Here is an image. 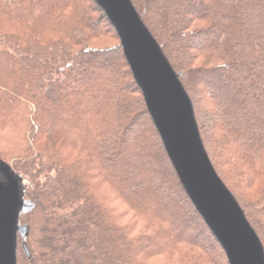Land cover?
I'll return each mask as SVG.
<instances>
[{"label":"trees","instance_id":"trees-1","mask_svg":"<svg viewBox=\"0 0 264 264\" xmlns=\"http://www.w3.org/2000/svg\"><path fill=\"white\" fill-rule=\"evenodd\" d=\"M131 1L206 121L211 155L264 245V0ZM117 38L95 0H0V133L26 144L17 172L43 176L25 191L35 209L24 218L32 225L40 212L42 225L18 244L17 264H222L213 244L228 262L121 44L103 45Z\"/></svg>","mask_w":264,"mask_h":264},{"label":"water","instance_id":"water-1","mask_svg":"<svg viewBox=\"0 0 264 264\" xmlns=\"http://www.w3.org/2000/svg\"><path fill=\"white\" fill-rule=\"evenodd\" d=\"M115 29L180 183L223 248L229 264H264V249L243 210L215 171L204 147L189 95L131 0H95ZM35 204L24 180L0 160V264H17L20 218Z\"/></svg>","mask_w":264,"mask_h":264},{"label":"rangeland","instance_id":"rangeland-1","mask_svg":"<svg viewBox=\"0 0 264 264\" xmlns=\"http://www.w3.org/2000/svg\"><path fill=\"white\" fill-rule=\"evenodd\" d=\"M132 2V1H131ZM133 4V3H132ZM134 6V5H133ZM136 9V8H135ZM138 12V11H137ZM139 13V12H138ZM139 15L141 16L142 20H143V16L139 13ZM145 24V23H144ZM108 25V24H107ZM146 25V24H145ZM147 27V26H146ZM148 28V27H147ZM149 30V29H148ZM109 31L112 33L114 31H112V29H110V25H109ZM150 31V30H149ZM151 33V32H150ZM152 37L155 39V37L153 36V34L151 33ZM116 36V35H115ZM116 38V37H115ZM156 40V39H155ZM157 41V40H156ZM158 43V42H157ZM120 42H119V38L117 39H108L106 41L103 42V45L105 46H108V47H117V45H119ZM159 44V43H158ZM100 46V45H99ZM160 46V45H159ZM161 47V46H160ZM162 49V48H161ZM163 51V50H162ZM164 53V52H163ZM165 55V54H164ZM166 57V55H165ZM167 58V57H166ZM168 60V58H167ZM169 61V60H168ZM170 63V62H169ZM171 64V63H170ZM172 66V65H171ZM174 69V68H173ZM176 72V71H175ZM177 73V72H176ZM178 74V73H177ZM181 77V76H180ZM180 81H181V78H179ZM181 84L183 86V88L185 89V91L187 92L184 84L182 83L181 81ZM187 94L189 95V93L187 92ZM189 98L191 100V103H192V107H193V111H194V114L196 112V105L194 104L193 102V99L192 97L189 95ZM195 117H196V120H197V124L199 125V131H201V138H202V141L204 140V147L206 149V152L209 156V159L215 169V171L217 172L218 176L221 178V180L223 181V183L226 185V187L229 189V191L232 193V195L234 196V198L237 200L238 204L240 205L241 209L243 210L244 212V215L246 217V220L249 222V224L252 226V228L254 229V226L252 224V221L251 219L249 218L248 216V210L247 208H245L244 204L241 202V199L239 198V196L237 195V193L233 190L234 188H232V186L230 184H228L227 180L224 178L221 170L219 169V167L217 166V164L215 163V160L213 158V156L211 155V151L209 149V146L206 144L205 142V130L206 127L204 126L206 121L204 119H202L201 116L195 114ZM203 122H202V121ZM204 126V127H203ZM29 139L30 137L26 135V140L27 142L29 143ZM30 145H32V143L30 142L29 143ZM25 142L23 141L22 137L20 136V134L18 133H0V160L4 161L5 163H7L8 165H10L13 169V171L19 175V176H22L19 172H17L14 168V165L15 163H18L19 164V161H18V155L20 154L21 155V150L22 148L25 147ZM18 161V162H16ZM37 174V175H36ZM23 178L24 180V187H25V191L27 190H31L33 188V185H35V183H42L43 182V176H40L39 173H35L33 175V180L32 178L29 176V177H21ZM168 194H172L173 196L172 197H175L174 194L176 193V190H172L171 192L168 191L167 192ZM246 195V198L248 199H251V200H255L259 197V193H247L245 194ZM26 200H29L28 198H25ZM115 206H117L116 204H114ZM119 208H122V207H119ZM35 207L33 208V210H31L30 212L26 213V214H23L20 218V221H21V225H29L30 226V234L27 238V240H29V238L31 239V241H33L34 239L31 238L32 236V233L34 232L36 235H33L32 237L33 238H36L39 233V229L41 228V225H42V215L40 212H37L34 219H33V222L34 224L30 225L27 221H26V218H24L25 216H29L30 214L34 213ZM40 213V214H39ZM132 223V219L130 216H125L123 217L122 219V224L123 225H126V224H131ZM255 232H256V229H254ZM257 234V232H256ZM201 238L205 237L206 236V233H201ZM258 238L260 239V236L257 234ZM26 240V241H27ZM36 240V239H35ZM25 241V242H26ZM261 241V239H260ZM22 243V239L20 238L19 236V239H18V244L20 246V244ZM261 244L263 246V249H264V245H263V242L261 241ZM220 247V246H219ZM212 248L215 250V254L219 255L220 258H221V262L222 264H228V262L226 263L225 260H224V255L222 253V250L220 248H218L216 245H212ZM20 249V248H19ZM17 252H18V246H17ZM19 260V259H17ZM163 261L162 258H159V259H156L155 261H152V263H159Z\"/></svg>","mask_w":264,"mask_h":264}]
</instances>
